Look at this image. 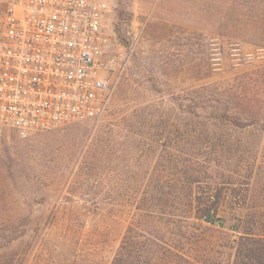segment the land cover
Here are the masks:
<instances>
[{
	"label": "rangeland",
	"instance_id": "rangeland-1",
	"mask_svg": "<svg viewBox=\"0 0 264 264\" xmlns=\"http://www.w3.org/2000/svg\"><path fill=\"white\" fill-rule=\"evenodd\" d=\"M106 1L133 60L100 118L5 129L0 264H111L128 232L130 264H247L264 239V0Z\"/></svg>",
	"mask_w": 264,
	"mask_h": 264
},
{
	"label": "built area",
	"instance_id": "built-area-1",
	"mask_svg": "<svg viewBox=\"0 0 264 264\" xmlns=\"http://www.w3.org/2000/svg\"><path fill=\"white\" fill-rule=\"evenodd\" d=\"M0 139L100 118L113 83L131 64L106 0H3ZM137 37V36H136Z\"/></svg>",
	"mask_w": 264,
	"mask_h": 264
},
{
	"label": "trees",
	"instance_id": "trees-1",
	"mask_svg": "<svg viewBox=\"0 0 264 264\" xmlns=\"http://www.w3.org/2000/svg\"><path fill=\"white\" fill-rule=\"evenodd\" d=\"M131 232H128L125 236H124V240L122 242L121 248L118 251V254L116 255V257H114V259L112 260L111 264H130V246H131ZM133 237V236H132ZM152 237V236H151ZM150 237V238H151ZM130 238V239H129ZM152 239L153 242L156 244V241H160L161 239H159L158 237H156L155 235H153ZM156 240V241H154ZM253 241L256 242V239H253ZM258 242H260L262 244V247L255 249V251H257L258 249L260 254H256L255 256H251V254H249L248 256H246L248 258L247 264H263L262 258L264 256V239H260ZM249 250H253L252 248H249ZM243 264H245V262H242Z\"/></svg>",
	"mask_w": 264,
	"mask_h": 264
},
{
	"label": "crops",
	"instance_id": "crops-1",
	"mask_svg": "<svg viewBox=\"0 0 264 264\" xmlns=\"http://www.w3.org/2000/svg\"><path fill=\"white\" fill-rule=\"evenodd\" d=\"M0 7H3V9H4V3H3V0H0Z\"/></svg>",
	"mask_w": 264,
	"mask_h": 264
}]
</instances>
